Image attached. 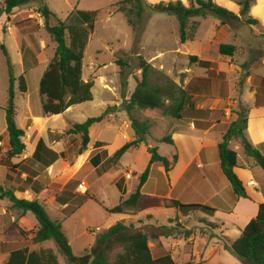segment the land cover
Returning a JSON list of instances; mask_svg holds the SVG:
<instances>
[{
    "label": "rangeland",
    "instance_id": "374dc122",
    "mask_svg": "<svg viewBox=\"0 0 264 264\" xmlns=\"http://www.w3.org/2000/svg\"><path fill=\"white\" fill-rule=\"evenodd\" d=\"M122 1L124 0H32L29 4L14 9L10 15L0 14V36L3 45L9 50L11 43L6 34L16 35L23 46L32 44L36 50H39L38 46L42 44L45 50L39 55L40 59L51 60L54 54V43L44 30L43 20L37 14L39 4L42 2L52 13L51 26H55L59 21L64 24L82 25L81 14L91 15L94 30L84 52L82 77L84 80L93 82L94 99L91 102L73 106L67 118L70 125L81 124L87 119L101 116L107 108H114L112 113L107 115L110 121L102 133L98 135L102 125H94L89 137L90 145L95 143L97 138L107 143L109 153L116 151L124 141L129 143L134 140V132L130 127L125 105L134 91L136 81L140 79L138 57L154 69L150 76L151 84H173L189 94L190 101L182 114L183 122L165 116L159 110L131 111L130 116L149 123L150 136L138 149L127 152L113 173V175L119 173L117 180L123 178L127 181V192L134 191V187L138 184V177L146 169L149 162V148H156L159 156L169 160L176 154L174 147L159 141L165 136H171L178 126L186 128L191 123L195 131H198L196 129L201 125L227 123L234 120L236 113L245 109L255 132L251 138L257 141L259 137H262L263 130L255 121L260 119L263 111L255 110L253 107H264V0H255L251 10V14L259 20L257 26L248 27L239 24L222 26L212 16L205 19H193L191 22L197 23L195 37L184 45L179 43L178 23L172 15L145 11L140 33H135L127 25L125 16L117 11L118 4ZM143 1L148 5H155L176 0ZM214 2L234 13L239 11V8L229 0H214ZM2 4L3 0H0V8ZM2 43L0 42V46ZM219 44L233 45L236 49L234 55L220 56L217 52ZM189 56L213 62L216 68L202 69L190 63ZM11 59L16 79L15 101L18 105L20 102L18 78L21 75V67L12 51ZM117 61L127 64L124 76L125 87L122 86L124 81L116 65ZM29 88L31 92L35 89V82L30 77ZM8 89L7 63L0 50V106L7 101ZM253 92L254 104L249 99V94L253 96ZM191 138L200 139L201 135L198 132L192 134L188 132L179 140V147L187 148ZM261 147L259 145L257 149L264 153ZM230 148L233 150L237 148L241 167H244L245 163L254 165L252 160L245 158L237 143L232 142ZM75 150L76 148L71 151V157ZM158 168H160L159 165L151 167L150 178L141 192L147 195L157 192L164 198H167L169 194L170 199H176L182 204L210 207H224L227 200L229 201L228 194L220 193L221 191L217 192L216 196L196 191L197 182L187 185L182 181L174 186L169 185L168 178L162 175ZM257 172L264 176V172L259 167ZM113 178L114 176L109 175L95 186L97 198L100 199L99 204L89 201L84 208L70 211V214L64 216L65 219L61 225L74 256L80 257L88 253L94 244L95 236L121 222L150 237L149 247L154 257L165 252L164 244L159 243L154 236L167 232L171 233L169 253L176 264H250L241 262L225 250V247L232 243L230 239L237 238L232 230L226 231L229 239L223 237L216 230L218 222L202 213L191 214L186 219L172 209L150 210L137 217L108 214L106 208L118 204L120 198L115 184H111ZM228 188L231 196V189L229 186ZM46 209L50 217L52 209L49 206H46ZM14 214L11 213L12 216ZM220 219L225 221L222 217ZM162 226H166L168 231L160 229ZM187 230L192 232L189 239L182 237V233ZM199 239L209 243L206 248L209 255L203 259H194L191 253ZM0 240L7 244L5 251L21 247H28L29 250L36 252L50 250L56 256L58 264H69L52 242L38 245L24 244L17 239V236L4 235L0 237ZM194 240H196L195 244ZM197 249L205 252L204 244L200 243Z\"/></svg>",
    "mask_w": 264,
    "mask_h": 264
},
{
    "label": "trees",
    "instance_id": "16d2710c",
    "mask_svg": "<svg viewBox=\"0 0 264 264\" xmlns=\"http://www.w3.org/2000/svg\"><path fill=\"white\" fill-rule=\"evenodd\" d=\"M32 0H3L0 14L10 15L16 9L29 4ZM238 8V13L216 4L214 0H181L170 1L148 5L143 0H124L118 4L117 11L122 13L127 25L135 32L140 33L145 11L172 15L178 23L179 43L184 45L191 42L197 30V23L191 22L193 19H205L207 17L216 18L222 26L245 25L255 27L259 20L251 14L255 0H229ZM37 14L43 20L44 30L54 43V54L50 60L46 71L43 73L39 82V94L42 99V110L44 114L60 115L67 109L93 101L92 82L82 80V61L84 52L88 44L90 35L93 33L94 24L91 15L81 14L82 25L64 24L59 21L55 26L50 25L52 13L41 2L37 8ZM7 63L9 89L8 97L3 111L5 113V133L0 136V141L8 145L7 157L2 160L1 165L6 166V182L16 187L11 182L15 176H20L22 168L11 163L12 159H18L23 155L25 146L23 143L24 132L16 125V109L14 105V82L11 59L4 45L0 46ZM235 47L229 44H219L217 52L220 56L232 57ZM27 53L33 54L32 51ZM33 57V55H32ZM189 61L202 69H215L216 64L209 61L199 60L195 56H189ZM35 64V60L33 62ZM116 65L120 69L121 79L124 81L125 69L127 64L117 61ZM138 70L140 79L136 81V86L132 92L125 111L129 115V122L134 132V140L124 144L106 161V169L96 170L98 175L102 173L116 171V166L122 157L129 151L135 150L145 142L150 136V126L147 121H140L130 116L131 111L159 110L165 116L176 120H183V112L190 101V96L184 89H180L173 84H151L150 76L154 69L138 57ZM19 91L25 93L24 79L18 78ZM125 81L122 86L125 87ZM170 104H168V103ZM114 108H107L101 116L87 119L84 123L73 124L68 130L67 135L71 141L79 140L77 155H82L88 149L90 142V128L107 118ZM111 112V113H110ZM248 129V115L245 109L236 113V119L230 123L225 133L222 135L221 142L214 148L215 159L219 163L221 174L225 178L231 189V204L225 209L220 206L210 207L198 204H182L178 200L164 198L161 196H149L140 192L150 176L152 166L159 165L167 174L171 171L177 161L174 154L171 160L159 156L156 148H149V162L146 169L138 177V184L134 191L125 199L110 208L106 212L110 215H124L127 217H137L141 213L150 210L172 209L177 211L181 217H189L194 213H202L207 217H213L218 210L229 212L238 199H248L242 182L234 173L236 168L241 167L238 161V152L229 147L235 142L241 148L246 159L252 160L254 166L259 167L264 172V153L255 148L246 135ZM164 143L174 147L171 136L160 139ZM103 144L96 143L95 148L102 147ZM264 149V143L260 147ZM261 147V148H262ZM92 165L100 163V156L96 155L90 159ZM20 171V172H17ZM124 179L120 178L117 182L119 191L123 188ZM215 185V184H214ZM31 188L37 198L33 201L18 200L13 196L11 190L0 188V200L7 199L11 204V209L21 212L17 218L4 228L1 236H17L22 242L40 244L52 242L61 255L69 264H176L169 252L154 257L149 247L150 237L140 231L134 230L132 226H125L119 222L109 227L105 232L95 236L94 244L86 253L80 257L72 254L71 247L62 230L61 223L52 221L46 211L42 201L51 197L60 204L70 203L74 208L82 206L86 201H95L88 193L83 196H76L68 192L57 193L41 187L37 183L27 182L19 189ZM220 191V187L215 185ZM98 203V202H97ZM30 213L37 224L33 225L26 216ZM171 223V222H169ZM160 229L167 230L166 226ZM171 233H161L155 235L157 240L160 237L168 238ZM192 236L190 230L184 231L182 237L189 239ZM0 240V244H5ZM225 250L230 252L241 262L250 264H264V204H259L257 214L240 231L238 238L233 241ZM0 264H58L56 256L52 251L30 252L27 248L18 249L0 255ZM188 264V263H187Z\"/></svg>",
    "mask_w": 264,
    "mask_h": 264
},
{
    "label": "crops",
    "instance_id": "0c3cea01",
    "mask_svg": "<svg viewBox=\"0 0 264 264\" xmlns=\"http://www.w3.org/2000/svg\"><path fill=\"white\" fill-rule=\"evenodd\" d=\"M6 35H8L10 39L11 49L9 50L8 47L5 48L9 54L10 59L11 51L16 55L18 64L21 67L20 77L24 79V87L26 89L25 93H21L19 91L20 102L18 105H16V96L14 93V105L16 109L15 122L17 127L24 132V137L22 140L25 146V151L23 155L20 156V158L11 160L12 164L19 165L22 168L21 172L17 171L21 173L20 176L18 175L11 179V182L16 187L15 189L12 188L11 184H8L6 182L7 168L0 163V188L5 191L11 190L13 196L18 200L33 201L37 198V195L31 188H27L24 190L19 189V187L21 188L27 182V180H31V183H37L41 187L56 191L59 194L62 192H68L76 196H83V194L88 193L93 198H95L97 202H99L100 199L97 198L98 195L95 192V186L99 185L103 178L110 175L114 176L111 184H115L117 188V179L119 177V173L117 175H113L115 171L112 173L106 171L105 173L98 175L96 173V170L100 168L106 169L107 159L112 156L114 152L120 149L124 144H126V141H124L122 138L124 143L119 145L116 151H114L113 153H109L107 149V143L97 138L95 143H93L92 145H90L89 142L87 151H85L82 155H77L79 140L78 138H76V140L71 141L70 136L67 135L68 130L73 125H70L67 115L70 113L73 107L67 109L66 112L60 115L44 114L42 110L43 97L39 94V82L50 62V60L42 61L40 59L39 55L43 53L45 47L40 44L38 46L39 50H36L32 47V44L23 46L16 35ZM1 40L2 37L0 38V42L2 43ZM1 45H3V43ZM27 51H32L33 57L31 53H27ZM34 60L35 64H33ZM11 63L13 66L12 59ZM40 67H42V69ZM29 77L33 78L35 82V89L33 92H31L29 88ZM82 80L84 82H91L88 80H84L83 77ZM254 95V92L253 96L252 94H249V99L252 100V104H254ZM5 105L6 103L0 106V136L5 133L6 129L5 113L3 111ZM253 109H260L263 111L260 119L255 121V123L258 124L259 128L263 130L262 137H259L257 141H254L255 138L252 139L255 132L254 128L252 127L251 119L250 117L248 118V129L246 131V135L251 144L255 148H257L264 142V107H253ZM110 116L113 117L114 115ZM234 120H231L227 123L216 122L212 125H201L198 129H196L198 131H195V128H193L191 123L188 124L186 128H183L182 126H178L177 128H175L174 132L171 135V139L174 142L177 161L171 171L167 174L164 172L162 167L158 168L159 172L162 175L164 174L168 178L169 185L174 186L177 183L180 184L182 181L186 182L187 185H191L194 182H197L198 185L196 187V191L198 192L205 193L210 196H216L217 192L220 191V193L223 194L227 193L229 201L227 200V203L223 208H229L232 199L229 195V185L221 174L219 163L215 159L214 148L221 142L222 135L225 133L230 123ZM109 121V118H106L104 121L95 124L102 125L98 132V135H100L103 129L107 127L106 124L109 123ZM180 122L183 121L180 120ZM92 127L89 130V137L92 131ZM188 132L189 134L198 132L201 135V138H191L189 143L190 145L187 148L181 149V147H179V140L182 139L183 135L187 134ZM0 143L2 144V147L0 148L1 162L7 157L8 145L4 141H0ZM96 143H101L103 144V146L95 148ZM74 148H76V150L74 153H72L71 157V151H74ZM235 150H237V148H235ZM96 155L100 156V163L97 166L90 163V159ZM244 165L245 166L243 169H234V173L242 182L248 199H238L237 202L232 206L231 211L225 212L218 210L214 213L213 217H209V219L218 222L216 230L219 231V233H221L223 237H226L228 239L229 237L226 235L227 230L231 229L232 233H234V235L238 238L240 231L252 218L256 216L258 205L264 204V176L257 172L256 166L248 163H245ZM149 178L147 179V181L149 180ZM251 182L257 185L255 189L247 185ZM146 183L144 184V186L146 185ZM81 184L84 187V191L79 189V186ZM127 184V181L124 180L122 190L119 191V189L117 188L120 193L118 203L121 199L127 198L132 193V191L127 192ZM214 184L220 187V191L215 188ZM144 186L141 188L140 192L142 191ZM135 188L136 187H134V189ZM141 193L147 195L143 192ZM149 195L160 196L157 192L151 193ZM167 198H171V196L167 194ZM40 201L45 206V208L46 206H49L52 209V214H50L51 218H49L52 221H58L62 224L63 220L65 219V215L70 214V211L74 212L76 210L84 208L85 205L92 200L86 201L82 206L78 208H74L70 205L69 202L62 205L55 200V197H51L45 201ZM112 207H108L106 209H110ZM12 212L15 213L13 216L11 215ZM20 213L21 212L17 210L11 209V204L7 199L0 200V235L3 234L4 228L7 226V224L12 223ZM175 213L178 214L177 211H175ZM53 215H56L58 217H54ZM26 216L29 218L33 225L37 224L35 218L30 213H27ZM221 217L225 220L224 222L220 219ZM184 219H186V217ZM226 221L227 223H225ZM236 239L230 240L233 242ZM169 241H171L170 237L159 238V243L164 244V251H170L169 247L171 246ZM23 243L27 244L28 242ZM195 243L196 240H194V244ZM200 243L204 244L205 252L197 249V246ZM208 244L209 243L206 242V240L199 239L196 243V247H194L191 253L192 258L203 259L205 258V256H208V251L206 252V248L209 246ZM6 246V243L0 244V255L18 249H28V247H21L5 251ZM29 251L36 252L31 250Z\"/></svg>",
    "mask_w": 264,
    "mask_h": 264
},
{
    "label": "built area",
    "instance_id": "2783aa9c",
    "mask_svg": "<svg viewBox=\"0 0 264 264\" xmlns=\"http://www.w3.org/2000/svg\"><path fill=\"white\" fill-rule=\"evenodd\" d=\"M0 147H2V144H1V143H0ZM247 185H248L249 187L254 188V189L257 187V185H256L255 183H253V182L248 183ZM79 189L82 190V191H84V187H83L82 184L79 186Z\"/></svg>",
    "mask_w": 264,
    "mask_h": 264
}]
</instances>
